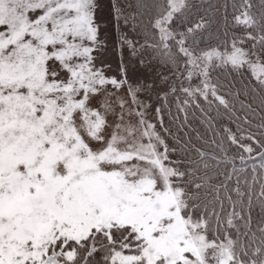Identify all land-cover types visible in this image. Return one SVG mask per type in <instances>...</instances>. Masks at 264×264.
Wrapping results in <instances>:
<instances>
[{
  "label": "snow or ice",
  "instance_id": "1",
  "mask_svg": "<svg viewBox=\"0 0 264 264\" xmlns=\"http://www.w3.org/2000/svg\"><path fill=\"white\" fill-rule=\"evenodd\" d=\"M0 264H264V0H0Z\"/></svg>",
  "mask_w": 264,
  "mask_h": 264
},
{
  "label": "trees",
  "instance_id": "2",
  "mask_svg": "<svg viewBox=\"0 0 264 264\" xmlns=\"http://www.w3.org/2000/svg\"><path fill=\"white\" fill-rule=\"evenodd\" d=\"M100 58L105 60L107 63H110L112 65V73L111 74H117L116 68L119 64V56L113 53L111 44L108 45V50L101 52ZM107 71V69H105ZM153 103H155V96H153ZM167 120V117H166Z\"/></svg>",
  "mask_w": 264,
  "mask_h": 264
},
{
  "label": "rangeland",
  "instance_id": "3",
  "mask_svg": "<svg viewBox=\"0 0 264 264\" xmlns=\"http://www.w3.org/2000/svg\"><path fill=\"white\" fill-rule=\"evenodd\" d=\"M153 115H154V113H153Z\"/></svg>",
  "mask_w": 264,
  "mask_h": 264
}]
</instances>
